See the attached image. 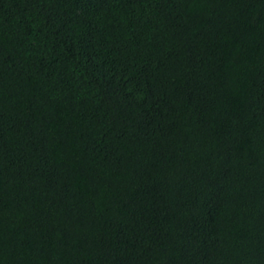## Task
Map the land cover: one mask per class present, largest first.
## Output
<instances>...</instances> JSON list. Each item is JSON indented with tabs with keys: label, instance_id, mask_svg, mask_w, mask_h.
I'll return each mask as SVG.
<instances>
[{
	"label": "trees",
	"instance_id": "trees-1",
	"mask_svg": "<svg viewBox=\"0 0 264 264\" xmlns=\"http://www.w3.org/2000/svg\"><path fill=\"white\" fill-rule=\"evenodd\" d=\"M0 264H264V0H0Z\"/></svg>",
	"mask_w": 264,
	"mask_h": 264
}]
</instances>
